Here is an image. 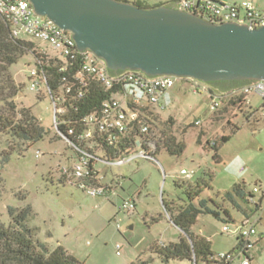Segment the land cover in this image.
Returning a JSON list of instances; mask_svg holds the SVG:
<instances>
[{
  "label": "rangeland",
  "instance_id": "374dc122",
  "mask_svg": "<svg viewBox=\"0 0 264 264\" xmlns=\"http://www.w3.org/2000/svg\"><path fill=\"white\" fill-rule=\"evenodd\" d=\"M143 1L153 6L165 0ZM253 1L264 10V0ZM222 16L225 18L223 13ZM38 46L55 53L45 42H39ZM35 60L29 52L12 67L16 81L23 84L16 102L20 106L32 107L48 135L24 155L14 154L3 167L0 155L3 178L0 181V221L4 224L12 222V210L18 213L29 206L31 214L27 222L36 229V238L51 248L62 245L86 264H131L139 258L149 257L152 260L148 264H194L190 260L164 261L148 250L153 242H174L181 235L180 229L169 220L162 201L176 190L174 180L180 181L183 170L198 171L202 163L203 167L214 171L213 186L217 190L231 188V181L241 180L243 176L247 178L248 187L254 185L257 175L261 176L257 182H264V118L248 122L242 113H238L233 121L240 126L239 131L220 147L223 161L219 164L213 162L212 150H209L206 162L197 143L198 134L202 133L204 142L231 133V128L227 119L211 118L208 91H196V86L190 83L194 79L178 77L168 90L169 98L150 106V122L154 142L164 127L172 125L168 123L170 119L174 122V129L185 127L186 149L181 156L159 148L154 158L149 159L139 155L142 148L136 147V151L128 155L136 157L123 164L98 160L99 175L115 188L111 198L91 196L77 184L61 181L60 169L74 163L76 152L57 133L53 102L45 87L42 86L41 91L31 88V68ZM209 108L211 113L207 116ZM7 145L0 135V154L4 149L8 150ZM156 148V145L150 146L149 150L155 153ZM38 151L40 156L36 157ZM118 181L123 183L122 187L116 183ZM132 198L136 201L134 212L119 210L123 201ZM230 227L234 229L235 224L230 223ZM222 228L223 220L212 214H201L195 225L198 233L212 239V249L217 254L229 251L236 242V234L232 230L223 232ZM117 245L121 248L118 249ZM254 250L257 251L255 264H264V239ZM198 264L205 263L200 261Z\"/></svg>",
  "mask_w": 264,
  "mask_h": 264
},
{
  "label": "trees",
  "instance_id": "16d2710c",
  "mask_svg": "<svg viewBox=\"0 0 264 264\" xmlns=\"http://www.w3.org/2000/svg\"><path fill=\"white\" fill-rule=\"evenodd\" d=\"M176 1L165 4L175 5ZM135 3L142 7H152L144 1ZM38 47V43L32 39L14 37L9 23L0 17V135L8 142V150L4 149L0 154L2 167L10 161L14 154L24 155L28 149L44 140L48 135V130L32 107L20 106L16 102V97L23 89V84L16 81L12 72L13 65L30 52L36 58L34 67L43 68L46 72L47 83L43 87L46 90L47 88L59 90L63 73L59 71L58 59L53 56L49 58V54L40 52ZM246 83L247 81L242 80L208 83L212 102L215 100L218 103L212 110L211 118L213 120L227 119V125L231 128V133L204 142L201 139L202 133L198 134L197 143L203 150H212V160L217 164L223 161L219 152L220 147L240 129L233 118L238 113H242L246 117L256 113L251 112L249 94L243 91ZM213 87H216L220 93L217 94ZM230 90V94H225ZM106 97L107 93L94 84L78 103V110L70 109L66 115L60 117L65 123L59 124V128L65 132L66 128L74 121L73 117H82L99 108ZM150 109V106L144 108L145 115H141L140 120L129 124L131 126L128 134L131 141L129 148L123 147L117 153L113 150L112 153H106L109 160L114 161L118 157L128 156L139 145V142L152 139ZM255 119L257 120V118ZM144 123L150 125L148 134L141 131V126ZM168 123L174 124L172 119ZM192 124L195 125L196 122ZM172 125L164 127L161 136L155 141L157 148L155 153L151 154L153 158L159 152V148L165 149L174 156H181L184 153L186 149L183 138L186 133L185 127L176 130ZM91 168H96L95 161H92ZM60 172V180L67 182L66 176L62 174V169ZM96 172L98 173L97 168ZM214 176L215 173L212 169L200 172L195 170L192 177H185L181 173L180 181L174 180L176 190L168 198L163 197L162 201L169 220L180 229L181 235L174 242L163 244L153 242L148 250L158 254L164 261L176 259L190 260L194 264H198L200 261L205 264H227L224 259H218V254L212 249L211 239L194 230L199 216L212 214L223 220V225L235 223L231 211L242 214L243 221L251 219V214L262 208L264 195L255 194L244 181L234 183L229 189L217 190L213 186ZM2 180L0 173V181ZM10 213L12 222L6 225L0 221V264H86L62 245L51 248L36 238V229L29 226L27 222L31 214L29 206L18 213L16 210H12ZM236 240V247L228 253H234L244 246L245 240L242 236L238 235ZM151 260L150 257L148 259L139 258L131 264H148Z\"/></svg>",
  "mask_w": 264,
  "mask_h": 264
},
{
  "label": "built area",
  "instance_id": "2783aa9c",
  "mask_svg": "<svg viewBox=\"0 0 264 264\" xmlns=\"http://www.w3.org/2000/svg\"><path fill=\"white\" fill-rule=\"evenodd\" d=\"M174 4L178 8L194 11L212 21H235L250 27L264 24V10L260 9L253 0H242L238 3H227L222 0H177ZM33 14L32 4L28 0H0V17L9 23L13 36L29 37L36 42L47 43L55 53L40 46L38 50L49 54V58L57 57L59 71L63 73L59 90L47 88L54 106V125L57 133L76 152L74 163L69 167H62V174L66 176L67 181L78 184L89 195L109 198L112 195V187L99 175V172H96V168H91L92 161L97 164L98 160L103 159L109 163L123 164L135 158L136 156L131 154L129 157L122 156L112 161L106 153H112V150L117 153L123 147L129 148L131 144L128 136L131 129L129 124L140 120L141 115H145L144 108L159 104L165 92L174 86L177 77L149 76L142 71L129 69L112 72L91 50L80 51L70 32L63 31L52 21H45L43 17ZM31 69V88L40 90L47 83L46 72L39 67ZM195 81L198 86L204 83ZM94 84L107 93V97L99 108L82 117H73L74 121L63 132L59 124L65 121L60 117L66 115L70 109L78 110V103ZM243 91L248 94L255 93L262 98L261 116L264 118V81L247 82ZM217 104L214 100L211 109L214 110ZM141 131L148 134L150 125L142 124ZM155 145L152 139L139 142L137 147L142 148L139 155L153 159L149 147ZM134 151L136 150L132 152ZM39 156L38 151L36 157ZM181 173L185 177H192L194 171L183 170ZM252 191L264 195V182L255 183ZM135 208L133 199L125 200L119 205V210L129 213L134 212ZM120 226L118 222V229L121 228ZM222 230L235 231L244 238L245 242L242 249L234 253H218V259H224L227 264H252V249L255 245L252 237L258 233L255 223L245 219L234 229H231L229 224H225ZM117 248H121V245H117Z\"/></svg>",
  "mask_w": 264,
  "mask_h": 264
},
{
  "label": "water",
  "instance_id": "95a60500",
  "mask_svg": "<svg viewBox=\"0 0 264 264\" xmlns=\"http://www.w3.org/2000/svg\"><path fill=\"white\" fill-rule=\"evenodd\" d=\"M28 1L33 15L70 32L80 51L91 50L112 72L264 81V24L212 21L175 5L127 0Z\"/></svg>",
  "mask_w": 264,
  "mask_h": 264
},
{
  "label": "crops",
  "instance_id": "0c3cea01",
  "mask_svg": "<svg viewBox=\"0 0 264 264\" xmlns=\"http://www.w3.org/2000/svg\"><path fill=\"white\" fill-rule=\"evenodd\" d=\"M136 1H143V0H136ZM173 1H175V0H165V1L160 2L158 4H154V6L160 5V4L169 3V2H173ZM222 1L227 2V3H238V2H240L242 0H222ZM144 2H146V1H144ZM146 3L148 4V2H146ZM148 5H152V4H148ZM190 83H193L196 86V91H204V90L208 91V94H209V97H210V101L212 103L211 94L209 92L210 85L208 83H202L200 86H198L196 84V81L195 80H194V82H190ZM213 90L217 94L220 93V91L218 89H216V87H213ZM230 92H231V90L230 91H226L225 94H230ZM164 98H166V99L169 98L168 91H166L165 94L162 96L160 102ZM248 98H249L251 112L252 113L256 112V113L255 114H251L249 117H246L245 116L246 121L250 122L252 120H255V118H257L258 120H262L263 119V117L261 116V109L263 107V100H262V98L260 96H258L257 94H255V93L249 94ZM210 108H209V110L206 113L207 116H210V113H211ZM200 149H201V155H202V157H205V160L207 162V159L206 158L208 157V150H203L201 147H200ZM204 164H205V162H204ZM202 165H203L202 163H201V165H199L200 169L198 170V172H200L201 170L206 171V170H209L210 169V168H207V167H203ZM192 170L195 171L194 169H192ZM256 174H258V173H256ZM254 175L255 174H252V176H254ZM257 177H258V179H255L254 180L255 183H258L257 181H260V177L261 176L260 175H257ZM246 179L247 178L243 176V177H241V180H232L230 185L232 186L234 183L240 182V181H244L247 184V182H246L247 180ZM116 183L119 184L121 187L123 186V183L122 182H119L118 181ZM107 184L110 185V187H112V194L115 193L114 192L115 191V188H113L112 183H107ZM252 187L250 186L249 188L251 189ZM109 198H111V197H109ZM132 199L135 201L134 198H132ZM135 203H136V201H135ZM231 216H232V218L235 221V223H234L235 224V227H236V225H238L239 223H241L243 221V219H244V216L242 214H240L238 212H235V211H231ZM250 220L255 223V225L257 226V231H258V233L255 236L252 237V239L255 242V245H254V247H255V246H257L264 239V228H262L263 223H264V204H263V206H262V208L260 210H258V211H256V212H254V213L251 214V219ZM194 230H195V227H194ZM196 232H198V231H196ZM234 233L236 234V238H237L238 234L235 231H234ZM211 241H212V239H211ZM236 245H237V240H236L235 244L233 245V248H235ZM232 249H230L229 251H231ZM229 251H227V252H229ZM256 253H257V251L254 250V248H253L252 249V255H253L252 256V264H255Z\"/></svg>",
  "mask_w": 264,
  "mask_h": 264
}]
</instances>
